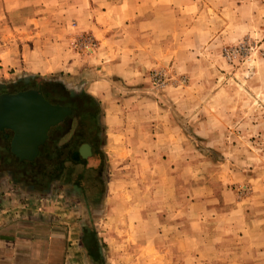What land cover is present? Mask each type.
Returning a JSON list of instances; mask_svg holds the SVG:
<instances>
[{
  "label": "rangeland",
  "instance_id": "obj_1",
  "mask_svg": "<svg viewBox=\"0 0 264 264\" xmlns=\"http://www.w3.org/2000/svg\"><path fill=\"white\" fill-rule=\"evenodd\" d=\"M125 5L0 0V93L40 86L70 108L48 143V186L142 200L141 217L125 209L127 240L168 246L158 262L264 264V0H172L150 63L112 32ZM93 81L110 93L91 95Z\"/></svg>",
  "mask_w": 264,
  "mask_h": 264
},
{
  "label": "crops",
  "instance_id": "obj_2",
  "mask_svg": "<svg viewBox=\"0 0 264 264\" xmlns=\"http://www.w3.org/2000/svg\"><path fill=\"white\" fill-rule=\"evenodd\" d=\"M171 3L172 0H126L127 16L121 20L125 28H115L112 32L118 33L116 30H119L122 38L125 35L133 38V44L139 46L133 48V52L135 56L142 55L143 62L139 58L141 63L151 62L147 52L151 54V48L161 41L158 31L163 25L159 15L166 13L172 19ZM145 45L151 48L148 50ZM100 86L93 81L85 90L103 98V94L110 92ZM107 123L111 131L119 125V122ZM44 143L38 145L32 159H20L11 150L10 135L6 137L0 129V264L168 263L153 259L157 252L167 251L168 246L140 243L142 240L130 244L127 240L130 237L126 229L127 210L131 205L133 209L139 205L138 215L141 217L142 200H112L110 194L106 200L91 199L86 194V186L78 185L76 181L67 188L56 177L52 179L53 185L48 186L45 162L55 155L48 148L49 144L44 146ZM106 149L111 153L109 148ZM91 151L93 147L84 157L92 154ZM81 152L86 154L88 147L84 145ZM63 188L65 195L61 191ZM135 232V238L145 235L142 230Z\"/></svg>",
  "mask_w": 264,
  "mask_h": 264
},
{
  "label": "water",
  "instance_id": "obj_3",
  "mask_svg": "<svg viewBox=\"0 0 264 264\" xmlns=\"http://www.w3.org/2000/svg\"><path fill=\"white\" fill-rule=\"evenodd\" d=\"M69 113L68 106L49 102L40 90L0 94V129L6 137L10 135L11 150L20 159H32L50 127ZM84 145L88 152L82 156L90 153L89 145Z\"/></svg>",
  "mask_w": 264,
  "mask_h": 264
},
{
  "label": "flooded vegetation",
  "instance_id": "obj_4",
  "mask_svg": "<svg viewBox=\"0 0 264 264\" xmlns=\"http://www.w3.org/2000/svg\"><path fill=\"white\" fill-rule=\"evenodd\" d=\"M33 88H38V89H40V91L42 92V94L45 96V98H47V96L45 95V92H44V90L42 89V87H40V86H36V87H27L26 89L24 88V89H20V90H17V91H11V92H2V93H8V94H10V93H16V92H19V91H25V90H28V89H33ZM1 94V93H0ZM65 120V118L62 120V121H64ZM61 121V122H62ZM58 123L57 125H55V126H51L50 127V129L48 130V137L46 138V140L44 141L45 143H44V146L46 145V144H48L49 142H51L52 140H56V138H59L60 136H61V133H58V131L61 129V128H59V126L62 124V123ZM60 124V125H59ZM59 125V126H58ZM61 127V126H60ZM59 129V130H58ZM56 132H57V134H56ZM84 143H86V142H84ZM82 145H83V143H80L79 145H78V147H77V153L80 155H82L83 153L81 152V148H82ZM90 147H93L92 145H90ZM70 151V150H69ZM91 153L93 154V151H91ZM85 154V153H84ZM92 154H90V155H92ZM90 155L89 156H87L86 158H88V157H90ZM85 158V159H86ZM75 166H77L78 164H74ZM68 170L69 171H67L68 173L70 172V169L68 168ZM61 173V172H60ZM59 173V175L58 176H61V174ZM67 173V174H68ZM70 176H69V174H68V178H69Z\"/></svg>",
  "mask_w": 264,
  "mask_h": 264
},
{
  "label": "bare ground",
  "instance_id": "obj_5",
  "mask_svg": "<svg viewBox=\"0 0 264 264\" xmlns=\"http://www.w3.org/2000/svg\"><path fill=\"white\" fill-rule=\"evenodd\" d=\"M85 151H86V149H85Z\"/></svg>",
  "mask_w": 264,
  "mask_h": 264
}]
</instances>
